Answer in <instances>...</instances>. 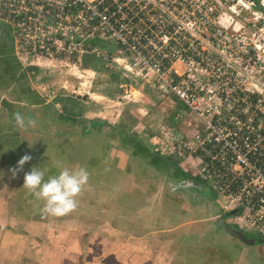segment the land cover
Wrapping results in <instances>:
<instances>
[{"label": "crops", "instance_id": "1", "mask_svg": "<svg viewBox=\"0 0 264 264\" xmlns=\"http://www.w3.org/2000/svg\"><path fill=\"white\" fill-rule=\"evenodd\" d=\"M9 30L6 34L0 28V36L7 38L0 41V264H264L263 238L242 229L248 241L232 236L228 218L233 216L222 211L210 188L165 154L151 152L146 142H137L141 148L133 161L138 170L130 166L99 172L77 157L75 163L56 161L54 152L42 148L47 140L56 141L65 154L68 148L59 139L71 145L78 137H92L86 136L88 130L97 131L103 123L85 116L84 121L74 116L63 122L55 108H47L52 115L47 113L45 102L41 112L39 92L31 82L34 67H23L26 63L16 56ZM5 73L15 86L21 79L28 84V91L18 89L25 99L20 106L13 107L2 93L4 87L11 90ZM25 154L31 159L13 174ZM76 165L89 172L77 208L62 217L45 214L42 202L22 186L24 174L33 166L46 168L47 178L61 167ZM104 180L108 186L101 192L96 184ZM191 186L193 196L186 194ZM99 193L105 194L103 203Z\"/></svg>", "mask_w": 264, "mask_h": 264}, {"label": "built area", "instance_id": "2", "mask_svg": "<svg viewBox=\"0 0 264 264\" xmlns=\"http://www.w3.org/2000/svg\"><path fill=\"white\" fill-rule=\"evenodd\" d=\"M163 16L144 0H0V22L10 28L15 54L24 63H81L85 54L99 56L98 40L111 41L125 54L109 55L113 61L129 72L152 75L159 88L175 95L195 121L184 138L151 139L149 147L185 159L222 211L240 229L264 240V110L259 95L227 92L220 88L221 78L214 85L202 73L200 79L193 72L202 71L195 65L193 41L184 36L179 43ZM176 61L190 72H177Z\"/></svg>", "mask_w": 264, "mask_h": 264}, {"label": "rangeland", "instance_id": "3", "mask_svg": "<svg viewBox=\"0 0 264 264\" xmlns=\"http://www.w3.org/2000/svg\"><path fill=\"white\" fill-rule=\"evenodd\" d=\"M144 2L151 11L164 15L166 21L176 30L179 43L184 36L188 41H193L195 65L202 67V71L193 69V72L198 74L200 79L202 73L210 78L209 85H214L215 81L221 78L220 88L227 92L255 91L260 98L259 105L264 110V0H144ZM0 28L7 34L9 30L7 26L0 25ZM1 39L3 42L7 40L0 36V41ZM96 45L100 51L99 56L94 53L85 54L81 63L51 61L38 66L23 65L24 68L34 67L31 82L39 92L36 95L38 102L36 104L41 112L45 113V106L42 104L45 102L49 105L46 107L47 113L52 115L48 109L55 108L57 113L64 116L63 122L74 116L80 121V118L85 116L101 119L100 122L103 123L97 131L88 130L86 136L92 137H78L71 145L65 144L64 139L62 141L59 139L61 143H58L63 145V148H68L65 154L59 150L57 142L53 139L47 140L42 148L54 152L53 157H56V161L60 159L64 162L71 159L73 161L67 162L75 163L77 157L79 163L88 168L94 167L95 171L97 167L99 172L113 167L122 169L132 166L137 170L141 169L140 165L133 161L136 159L135 153L138 152V148H141L139 143L146 142L149 145V140L156 141L162 138L170 141L180 135L184 138L188 134L190 122L195 120L192 115L184 112L183 103L175 95L158 87L152 75L129 72L113 61L110 56L116 58L125 56L118 51L115 43L98 40ZM104 53H107L106 57L102 56ZM173 66L184 76L190 72L186 70L187 65L181 61H176ZM3 77L4 81L7 79L6 86L11 90L4 87L2 93L13 103V107L20 106V101L25 99L19 94V90L28 91L27 82L21 79L15 86L7 73ZM204 87H208L207 82ZM17 101L19 102L16 103ZM4 114L2 118L6 117ZM84 119L82 118L83 121ZM87 119L82 127L86 126ZM129 143L133 146L124 147ZM71 146H74V149ZM123 150L125 153L121 154L120 151ZM149 150L156 152L151 146ZM166 156V159L176 161L181 169L186 168L190 171L185 159L177 155ZM88 160L92 163H88ZM189 173L195 177V173ZM201 184L207 187L202 180ZM96 186L97 190L105 192L108 183L104 180ZM189 191L186 194L193 196L195 188L191 186ZM199 197L204 196L201 193ZM98 200L99 203H103L106 200L105 194L99 193ZM228 220L232 231L245 233L237 228L233 217ZM244 235L249 236L248 233Z\"/></svg>", "mask_w": 264, "mask_h": 264}, {"label": "clouds", "instance_id": "4", "mask_svg": "<svg viewBox=\"0 0 264 264\" xmlns=\"http://www.w3.org/2000/svg\"><path fill=\"white\" fill-rule=\"evenodd\" d=\"M31 157L23 155L15 171L22 168ZM47 169L32 167L23 176V187L43 204L42 211L53 217L66 216L77 206V198L87 185L89 172L84 166L61 167L54 175L46 176Z\"/></svg>", "mask_w": 264, "mask_h": 264}, {"label": "water", "instance_id": "5", "mask_svg": "<svg viewBox=\"0 0 264 264\" xmlns=\"http://www.w3.org/2000/svg\"><path fill=\"white\" fill-rule=\"evenodd\" d=\"M231 233L233 234V235H235L238 239H240V240H242V241H248L249 239L248 238H246L245 236H244V234H241V233H238V232H235V231H232L231 230ZM252 241H253V239H252Z\"/></svg>", "mask_w": 264, "mask_h": 264}, {"label": "trees", "instance_id": "6", "mask_svg": "<svg viewBox=\"0 0 264 264\" xmlns=\"http://www.w3.org/2000/svg\"><path fill=\"white\" fill-rule=\"evenodd\" d=\"M183 107H184V105H183Z\"/></svg>", "mask_w": 264, "mask_h": 264}, {"label": "flooded vegetation", "instance_id": "7", "mask_svg": "<svg viewBox=\"0 0 264 264\" xmlns=\"http://www.w3.org/2000/svg\"><path fill=\"white\" fill-rule=\"evenodd\" d=\"M101 124V123H100Z\"/></svg>", "mask_w": 264, "mask_h": 264}]
</instances>
